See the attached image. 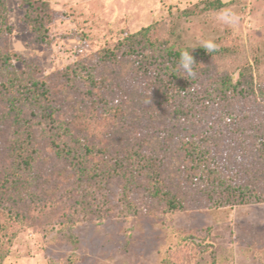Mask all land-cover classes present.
Here are the masks:
<instances>
[{
	"label": "rangeland",
	"instance_id": "1",
	"mask_svg": "<svg viewBox=\"0 0 264 264\" xmlns=\"http://www.w3.org/2000/svg\"><path fill=\"white\" fill-rule=\"evenodd\" d=\"M28 1L34 6L29 7ZM204 1L0 0L10 27L0 32V50L11 57L18 55L9 60L15 70L36 72V78L47 83L50 99L59 110L53 116L55 125L60 127L49 128L39 110L25 107L26 100L20 102L23 112L15 121L14 111L0 101V121L3 114L8 115L0 125V184L15 162L13 147L26 133L23 145L33 160L23 177L29 182L36 176L26 185L28 191L20 204L9 198L10 185L1 188L0 226L4 222L8 226L0 235L6 255L2 264H264V203L216 207L191 195L184 199L182 209L172 211L122 176L100 172L91 178L90 172L79 170L71 152L60 151L63 146L71 151L87 143L121 153L141 137L145 139L141 142H148L155 126L168 125L166 114L157 118L141 114L150 100L141 86L135 89L146 82L133 78L132 56L118 53L116 62L101 64L94 71L107 82L130 80V102L119 112L121 119L87 116L82 96L87 79L81 73L79 80L64 77L67 67L74 64L97 65L101 49L116 46L126 34L148 25L153 26L152 37L181 45H200L207 39L217 45H237L235 54L206 60L203 71L230 74L233 81L240 76L264 86V0H221L225 4L219 9L205 8ZM224 8L237 13V23L229 26L216 18ZM36 15L51 18L44 23L48 43L37 41L31 29ZM158 138L150 146L170 163L173 156L165 148L171 137L159 134ZM98 153L93 161L101 166ZM230 160L243 171L242 181L249 179L244 170L256 165L253 159L232 155ZM259 178L264 187V174ZM169 184L173 193L186 188L179 182ZM127 190L129 197L123 203L119 199ZM9 207L21 215H12Z\"/></svg>",
	"mask_w": 264,
	"mask_h": 264
},
{
	"label": "trees",
	"instance_id": "2",
	"mask_svg": "<svg viewBox=\"0 0 264 264\" xmlns=\"http://www.w3.org/2000/svg\"><path fill=\"white\" fill-rule=\"evenodd\" d=\"M28 3L29 7L34 6L33 2ZM204 3L205 8L212 9H219L225 4L221 0H205ZM191 13L187 12L188 15ZM4 19L6 20V9L0 4V32L8 31L10 28ZM50 19L49 15L45 18L36 15L31 19V29L36 33L37 41L48 43L44 23ZM152 32L153 26L148 25L126 34L116 46L101 49L97 55V65L85 62L78 66L74 64L67 67L64 77L68 80L71 77L79 80L81 73L87 79L86 92L82 93L86 100L87 116L94 119L101 117L104 121L121 119L119 112L126 102H130L128 96L130 80L107 82L104 78L94 75V71L100 68L101 64L116 62L118 53L125 58L132 56L130 63L133 78H142L146 82V85L140 82L135 89L138 90L137 88L141 86L143 94L150 100L149 106L144 107L141 114H147L152 118L166 114V119L170 120L168 125L155 126L152 131L155 135L146 139L148 142H141L144 139L141 137L134 146L127 145L128 147L122 148L121 153L117 149L113 151L109 148L101 149L87 143L71 151L63 146L60 151L71 152L79 170L84 173L90 172L91 178L94 175L98 176L100 172L106 176H122L126 183L142 186L147 197L163 201L172 211L182 209L184 199L191 195L193 197L199 195L216 207L264 203V187L259 178V174H264L263 84L244 81L240 76L233 81L230 74L203 71L202 66L209 58L235 54L238 50L235 44H218L217 51L209 54L200 45L189 46L169 42L164 38L152 37ZM193 47L195 48L190 49ZM185 48L190 49V54L197 63L194 66L195 77H186L178 69L180 51ZM12 57L19 58L17 54H13ZM12 57L0 50V101L9 106L8 110L14 111L13 120L16 121L22 115L21 104L26 100L25 107L32 109L34 106L39 110L40 118H45L50 124L49 128L59 129L53 117L59 110L50 99L49 86L45 81L36 78V72L15 70L9 61ZM236 106H245L247 109L240 107L241 111L238 108L235 110ZM7 116L3 114L1 121L6 120ZM1 121L0 125H3L4 121ZM159 134H163L165 139L167 136L171 137L169 147L165 148L166 151L169 149L171 154L169 156H173L169 157L170 163L168 160L165 162V158L159 156V153L150 146L152 141L159 139ZM27 135L28 133L26 137ZM26 137L18 141V146L13 147L12 156L15 162L0 184V192L2 186L5 190L9 185L12 187L8 195L9 198L18 200L16 204L21 203L28 191L26 185L31 179L36 180V176H32L30 181L26 182L23 177L33 160V154L23 145ZM56 146L59 149V145ZM145 146L149 148L144 150ZM97 153L101 157V166L93 161ZM231 154L239 160L251 157L256 164L249 165L248 170H244L249 177L246 181H242L243 171L230 164ZM260 166L262 169H259ZM250 171L254 173L253 176L249 175ZM177 172L179 174H176ZM178 176L179 180H176ZM167 180L173 184L182 183L186 188L181 187L180 192L173 193ZM121 196L119 200L126 203L129 197L128 190L122 192ZM0 209L2 213V207ZM84 209L85 206L82 207V210ZM8 210L16 217L21 215L12 207ZM12 215H9L10 218ZM4 223L0 226V235H4L8 229ZM5 256L3 247L0 246V264Z\"/></svg>",
	"mask_w": 264,
	"mask_h": 264
},
{
	"label": "clouds",
	"instance_id": "3",
	"mask_svg": "<svg viewBox=\"0 0 264 264\" xmlns=\"http://www.w3.org/2000/svg\"><path fill=\"white\" fill-rule=\"evenodd\" d=\"M216 18L225 25H234L238 22L239 17L231 8L221 9ZM200 47L203 48L207 53L211 54L217 51L218 45L212 39L203 40L200 42ZM190 48V49H194ZM189 48H185L180 51V57L178 61V69L182 71L186 77H195V65L193 56L190 54Z\"/></svg>",
	"mask_w": 264,
	"mask_h": 264
}]
</instances>
